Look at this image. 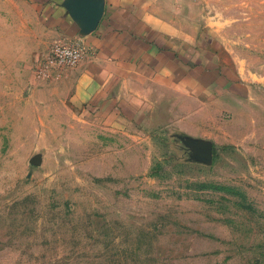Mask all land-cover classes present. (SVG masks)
I'll return each instance as SVG.
<instances>
[{
  "label": "rangeland",
  "instance_id": "obj_1",
  "mask_svg": "<svg viewBox=\"0 0 264 264\" xmlns=\"http://www.w3.org/2000/svg\"><path fill=\"white\" fill-rule=\"evenodd\" d=\"M108 6L212 51L221 100L206 84L144 91L131 118L75 104L51 62L65 40L30 0H0V264H264V0Z\"/></svg>",
  "mask_w": 264,
  "mask_h": 264
},
{
  "label": "crops",
  "instance_id": "obj_2",
  "mask_svg": "<svg viewBox=\"0 0 264 264\" xmlns=\"http://www.w3.org/2000/svg\"><path fill=\"white\" fill-rule=\"evenodd\" d=\"M30 1L54 39L71 41L79 38L88 47L85 56L69 68L60 81L69 89L71 102L104 114L113 113L116 118L120 110L125 109L131 118L137 114L131 102L140 101L139 96L144 91L156 94L171 88L175 91L173 100L180 101L186 91H199L202 85L208 84L211 89L208 101H212L208 105L213 107L214 102L221 100L215 92L222 76L214 66L212 51L202 52L200 48L189 49L170 43L164 31L158 29L162 27L152 21L121 20L115 13L123 16L126 11L120 7L117 8L120 12L109 15L108 0ZM90 1L103 6L99 20L92 28L88 15ZM202 56L206 58L204 64L201 63ZM185 68L191 73L186 75Z\"/></svg>",
  "mask_w": 264,
  "mask_h": 264
},
{
  "label": "water",
  "instance_id": "obj_3",
  "mask_svg": "<svg viewBox=\"0 0 264 264\" xmlns=\"http://www.w3.org/2000/svg\"><path fill=\"white\" fill-rule=\"evenodd\" d=\"M86 1V0H85ZM89 1V0H87ZM88 3V2H87ZM90 6L88 7V15L90 28L94 27L96 23L98 22L102 11L103 6L99 2L96 1H90ZM88 3V4H89ZM182 141L187 146V148L190 150L189 154L192 159L202 161L205 163H209L212 159V144L209 141L202 140V139H194L190 137H182ZM33 163H38V159H32Z\"/></svg>",
  "mask_w": 264,
  "mask_h": 264
},
{
  "label": "built area",
  "instance_id": "obj_4",
  "mask_svg": "<svg viewBox=\"0 0 264 264\" xmlns=\"http://www.w3.org/2000/svg\"><path fill=\"white\" fill-rule=\"evenodd\" d=\"M87 49L86 43L79 38L58 42L53 47L51 62L56 70L74 67L85 56Z\"/></svg>",
  "mask_w": 264,
  "mask_h": 264
}]
</instances>
